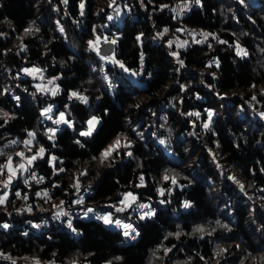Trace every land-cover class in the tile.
Here are the masks:
<instances>
[{
  "label": "trees",
  "instance_id": "1",
  "mask_svg": "<svg viewBox=\"0 0 264 264\" xmlns=\"http://www.w3.org/2000/svg\"><path fill=\"white\" fill-rule=\"evenodd\" d=\"M191 31L210 35L194 43ZM99 39L115 40L119 63ZM32 67L56 80L55 97L26 77ZM50 106L73 123L52 139ZM0 110V171L34 133L48 179L27 189L20 176L0 204V264H264V0H0ZM78 184L96 212L135 192L155 214L127 213L139 233L129 243L75 215L86 209L74 205Z\"/></svg>",
  "mask_w": 264,
  "mask_h": 264
},
{
  "label": "rangeland",
  "instance_id": "2",
  "mask_svg": "<svg viewBox=\"0 0 264 264\" xmlns=\"http://www.w3.org/2000/svg\"><path fill=\"white\" fill-rule=\"evenodd\" d=\"M183 9H185V7H183ZM181 11V10H180ZM186 35V37L188 38V37H190V36H192L191 37V40H192V42H194V43H198L197 41H200L199 42V44L201 43H203V42H205L206 41V39L204 38V36L201 34V33H198V32H195V31H191L190 33H186L185 34ZM181 40V43L183 44V45H186L187 44V42L185 41V39H180ZM105 41L103 40V39H99L98 40V45H102L103 43H104ZM107 42V41H106ZM108 61L109 62H111V63H113V61H114V56H112V57H109V59H108ZM105 66V65H104ZM33 69H35V70H38V71H35V72H31V74L29 73V72H26L25 70H33ZM24 70V74H26V77L27 78H29L31 81H33V85H34V87L36 88V89H38L42 94H47L48 96H50V97H55V96H53L52 94H51V89L52 88H54V87H57V84H56V80L55 79H52V78H49L48 76H46L40 69H38V68H36V67H32V68H28V69H25ZM49 80H52L53 81V84H49L48 83V81ZM134 80H135V78H134ZM103 83H104V85H105V87H106V89H107V91L108 92H110V93H112L114 90H115V88L117 87V84H115V83H113L112 82V80H111V77L107 74V73H105V74H103ZM41 89H44V91H42ZM51 109V111H47L48 109ZM54 109H55V106H50V107H48V108H46V111H43L42 113H43V115H44V121L45 122H47V123H52V124H54L55 126H56V129H55V127L53 128V129H55L56 131L55 132H57V131H62L64 128H67V127H69V125L68 124H65V123H60V124H56V123H54V121H56V120H58L59 119V117H60V114L61 113H59L58 115H57V117H54L55 116V113H54ZM64 114V116H65V119L66 120H68V117H67V114L66 113H63ZM255 114L259 117V118H264V117H262L261 115L259 116V114L257 113V112H255ZM69 121V120H68ZM69 123L72 125L73 123L71 122V121H69ZM88 125V124H87ZM97 126H99V123L96 125V127H95V130L92 132V134L91 135H93L94 134V132L96 131V129H97ZM72 127V126H71ZM88 130V129H87ZM86 130V131H87ZM85 132V131H84ZM34 134V133H33ZM90 135V136H91ZM54 137H55V135H54ZM89 137V136H88ZM28 141H31V143H28L27 145H24L23 144V146H24V150H23V157L24 158H26L25 160H27L28 161V159H30L33 155H36L38 152H39V150L37 151V150H35L34 148V142H35V134H34V137L33 136H30L29 137V139H28ZM44 155H45V153L43 154V157L42 158H37V159H35L32 163H33V165H31L32 167H35L34 166V162H36V161H40V160H42L43 158H44ZM15 155L13 154L10 158H11V160H12V158L14 157ZM15 158V157H14ZM17 158V157H16ZM15 158V159H16ZM18 159V158H17ZM7 162H9V160L7 161ZM7 162H6V164H7ZM5 164V165H6ZM53 164V163H52ZM30 165H27L26 167H29ZM5 168V167H4ZM3 168V169H4ZM3 169H2V171H3ZM2 171H0V172H2ZM6 173L7 172H5L4 171V173L2 174V177H0L2 180V184L3 185H1L0 186V197H4L5 195L7 196V200L9 199V197H10V192H11V189H12V187H13V184H12V181L14 180V177L12 178V181H11V183H8L7 184V187H5V183L8 181V178H9V174L8 175H6ZM84 173L85 174H87L86 173V171H84ZM99 176V175H98ZM89 187L90 186H88L87 188H86V186L85 187H82V186H80L79 184H78V187L76 186V193H75V195H74V205H76V206H78V205H85L86 206V203H85V199H86V193H87V190L89 189ZM85 188V189H84ZM129 193H131L132 194V196H134L135 197V200L133 201L132 199H131V197H129V199L127 200V201H125L124 200V198H125V196H127ZM6 200V201H7ZM5 201V202H6ZM116 205H113L114 206V213L113 212H103V213H100V212H96L93 208H88V206H86L85 208L86 209H81V210H79V211H77L76 212V216L77 217H80V218H83V219H90V218H94V219H97V220H100V221H102L103 223H105L104 222V220L103 219H99L98 217H105V216H110V218H111V223H105V225L106 226H108V227H110V228H114V229H117V230H120V231H122L123 233H125L126 231L127 232H129L130 233V235L129 236H125V234H124V236H125V238H126V240L130 243H134V242H136L137 240H138V237H139V235L138 236H136V238L135 239H132L131 238V236L132 235H135V233H137L138 232V230H137V228H136V226H134L133 225V220L132 221H130V219H132V218H130V214L128 215L127 213H129V212H135V213H137V214H140L141 216H144V214L145 213H147V212H149V211H151L152 213H154L155 214V211L154 210H152V206H151V202H147V203H140V202H138V199H137V196H136V194H135V192H128V193H126L123 197H122V200H120V201H118L117 203H115ZM141 204H145V205H148L149 207L148 208H140L139 207V205H141ZM62 207L64 206V205H61ZM61 207V208H62ZM60 208V207H59ZM120 208H123L124 210L123 211H118L117 209H120ZM63 209V208H62ZM89 209H91L92 211H88ZM64 210V209H63ZM28 212H31V208H30V210L28 209ZM60 213H63L62 211H60ZM85 213H87L86 215H85ZM29 214H32V213H29ZM154 214L153 215H151L150 217H153L154 216ZM63 215H64V213L63 214H61L60 215V217H63ZM146 218H148V216H145V218H144V220L146 219ZM59 219H61V218H59ZM120 221V223L119 224H117L116 223V221ZM124 225H131L132 227L131 228H128V229H126L125 227H124ZM35 226H37V225H35ZM133 229L135 230L134 232H133ZM18 263H23V264H36L33 260H31V259H29V258H22V259H20V260H18Z\"/></svg>",
  "mask_w": 264,
  "mask_h": 264
},
{
  "label": "snow or ice",
  "instance_id": "3",
  "mask_svg": "<svg viewBox=\"0 0 264 264\" xmlns=\"http://www.w3.org/2000/svg\"><path fill=\"white\" fill-rule=\"evenodd\" d=\"M64 2L67 3V0H64ZM195 2H196L197 4H199L200 0H195ZM83 7H84V5H83V3H81V5H80V8H81V14H83ZM184 7H185V9H186V8H187V5H185ZM31 31H32L31 28L25 29L26 34L29 33V32H31ZM61 31H63V29H61ZM165 31H167V29H165ZM202 35L204 36L205 39H207V37H208L210 34H209V33H203ZM214 38H215V37H214ZM138 39H139V38H138ZM197 42L199 43L200 41H197ZM112 43H115V40H113ZM220 43H225V42H224V41H220ZM89 45H90L91 47H93V48L95 47V45H94V43H93L92 41H89ZM181 46H183V45H181ZM236 49H237V55H240V56H247V55H248L247 51H246L245 49L241 48L238 44L236 45ZM174 55H177V54L174 53ZM141 59H143V58L141 57ZM113 62H114V63H119V62H117V61H113ZM179 63L181 64V66H183V61H179ZM215 63H217V66H218V62H215ZM119 66H120L121 68H124V65H123L122 63H120ZM25 71H26V72H29V73L31 74V72H35V71H38V70L33 69V70H25ZM125 71H128V69H125ZM135 74H136V73H133V75H135ZM48 83H49V84H53V81H52V80H49ZM41 90L44 91V89H41ZM50 91H51V94H52L53 96H55V95L58 93L59 88H58V87H54V88H52ZM71 98H76V99H79V100H80L81 102H83V103H87V97L82 96V95L78 94L77 92H72L71 95H70V99H71ZM17 99H18V98H17ZM47 111H51V109L49 108ZM0 114H2L4 117H8V113H6V112H2V110H0ZM189 115H196V116H199L200 114H199V113H190ZM207 115H208V121H209V123H210V122H211V119H212V116H213V113H212L211 111H209V112L207 113ZM261 116L264 117V113H261ZM62 122L65 123V124H68L69 127L72 126V125L69 123V121L65 119V116H64L63 113L60 114L59 119L56 120V121H54V123H56V124H60V123H62ZM98 123H99V121L97 120L96 117H93L92 119H90V120L88 121V130L85 131V132H81V135H82V136H90V135L92 134V132L95 130V127H96V125H97ZM209 123H205V124L203 125V127H204L205 129H207V128L209 127ZM55 131H56L55 129H50V130H49V132L51 133V135L49 136L50 139L54 138ZM29 136H33V137H34V134H33V133H29ZM13 143H15V142H13ZM25 143H31V141H26ZM78 143H79V142H78ZM161 143H163V141H161ZM119 144H120V141L117 140V141L115 142L114 145L110 146L107 150H105V152L102 153V157H103L104 159L109 158V157L112 155L113 151L116 150V147H117ZM128 146H129L128 144H125V145H124V147H128ZM44 151H45V150H44L43 148H40V149H39V152H38L36 155H33L30 159H28V164L31 165L32 162H33L35 159H37V158H42V157H43V154H44ZM128 154L131 155V153H128ZM18 155H21V156H22L23 153H20V154H18ZM53 159H55V158H53ZM4 167L7 168V169H9V171L11 172V175L9 176L8 181L5 183V187H7V184H8V183H11L12 176H14V175L16 174V170L12 168V165H11V158H9V163H8L7 165H4ZM19 169H21V170H26L24 164L19 165ZM61 171H63V169H61ZM165 179H168V177L165 176ZM143 180H144V178H143V177H140L141 184H143ZM172 183H173V184L176 183L175 179L172 180ZM77 187H78V185H77ZM241 189H243V185H241ZM16 195L19 196L20 193H16ZM37 195H39V193H37ZM47 195H48V193L45 192V193H44V196H47ZM160 195H164V191H163V190H160ZM129 197H131V199H132L133 201L135 200V197L132 196L131 193H129L127 196H125L124 200L127 201V200L129 199ZM6 200H7V196H6V195H5L4 197H0V204H4ZM161 202L163 203V201H161ZM183 206H184L185 208H188V207H191V204H190V202H187V201H186V202L184 203ZM139 207H140V208H148L149 206H148V205H145V204H141V205H139ZM29 210H30V209H29ZM117 210H118V211H123L124 209H123V208H120V209H117ZM88 211H92V210L89 209ZM61 214H63V213H57V216H59V215H61ZM86 214H87V213H85V215H86ZM153 214H154V213H152L151 211H149V212L145 213L144 216H141V219H144L145 216L150 217V216L153 215ZM98 218H99V219H103L104 222H105L106 224L112 222L110 216L98 217ZM116 223L119 224L120 221L117 220ZM68 226L71 228V227H72L71 223H69ZM3 227H4V228H7L8 225H7V224H4ZM124 227H125L126 229H128V228H131L132 226H131V225H124ZM73 231H75V229H73ZM134 231H135V230L133 229V232H134ZM194 231H196V232H203L204 229H203V228H196ZM124 234H125V236H129V235H130V233L127 232V231H126ZM138 235H139V233L137 232V233H135V235H132L131 238H132V239H135L136 236H138ZM169 235H172V234L169 233ZM176 235L179 236V233H177ZM166 251H171V249H167ZM37 264H39V262H37Z\"/></svg>",
  "mask_w": 264,
  "mask_h": 264
},
{
  "label": "built area",
  "instance_id": "4",
  "mask_svg": "<svg viewBox=\"0 0 264 264\" xmlns=\"http://www.w3.org/2000/svg\"><path fill=\"white\" fill-rule=\"evenodd\" d=\"M2 176V174H0ZM23 185L27 189H33L35 187L43 186L48 182V179L44 177L36 167H27L23 174Z\"/></svg>",
  "mask_w": 264,
  "mask_h": 264
},
{
  "label": "crops",
  "instance_id": "5",
  "mask_svg": "<svg viewBox=\"0 0 264 264\" xmlns=\"http://www.w3.org/2000/svg\"><path fill=\"white\" fill-rule=\"evenodd\" d=\"M26 141H28V140H26ZM25 141V142H26ZM23 143L24 145H27L28 143ZM35 143V142H34ZM20 154V153H19ZM17 157L18 158V162H16L15 160H14V157ZM15 156L12 158V160H11V165H12V168L13 169H15L16 170V174L14 175V176H12V178L14 177V180L12 181V179H11V181H12V184L13 185H15V183H16V181L18 180V178L20 177V176H22L23 177V174H24V171L25 170H21V169H19V165H21V164H24V166H25V169H27V165H29L28 164V161L27 160H25L26 158H24L23 156H21V155H16L15 154ZM9 162H7V164H8ZM35 163V162H34ZM6 164V165H7ZM31 165H33V163L31 164ZM29 166V167H32V166ZM4 171L5 172H7L6 173V175H8L9 174V176L11 175V172L9 171V169H7V168H4L3 169V171H2V173H4ZM3 185V184H2Z\"/></svg>",
  "mask_w": 264,
  "mask_h": 264
},
{
  "label": "water",
  "instance_id": "6",
  "mask_svg": "<svg viewBox=\"0 0 264 264\" xmlns=\"http://www.w3.org/2000/svg\"><path fill=\"white\" fill-rule=\"evenodd\" d=\"M115 52L116 43H112V41L105 42L99 47V54L104 58L113 56Z\"/></svg>",
  "mask_w": 264,
  "mask_h": 264
}]
</instances>
